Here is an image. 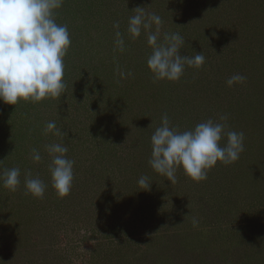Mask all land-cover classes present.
Returning <instances> with one entry per match:
<instances>
[{
    "label": "rangeland",
    "instance_id": "obj_1",
    "mask_svg": "<svg viewBox=\"0 0 264 264\" xmlns=\"http://www.w3.org/2000/svg\"><path fill=\"white\" fill-rule=\"evenodd\" d=\"M69 1L56 13L72 41L63 95L45 99L34 114L29 102L28 109L0 102L1 142L46 185L35 198L24 181L15 192L0 184V264H264V0H212L203 10L201 0ZM137 7L158 14L162 32L184 38L181 55L202 52L205 64L187 67L164 90L147 69L140 74L151 49L143 33L135 40L126 33ZM113 19L125 35L124 52L114 49ZM117 67L132 76L121 80ZM234 74L247 79L228 86ZM164 103L175 106L169 112ZM166 112L180 131L227 115L228 130L244 133V151L230 165L218 162L204 181L178 169L171 184L148 163L150 137ZM49 121L62 138L44 135ZM61 139L75 162L63 198L51 186L44 150ZM33 148L39 163L30 158ZM142 176L148 191L138 185Z\"/></svg>",
    "mask_w": 264,
    "mask_h": 264
},
{
    "label": "clouds",
    "instance_id": "obj_2",
    "mask_svg": "<svg viewBox=\"0 0 264 264\" xmlns=\"http://www.w3.org/2000/svg\"><path fill=\"white\" fill-rule=\"evenodd\" d=\"M63 3L64 0H0V102L13 106L20 102L39 103L59 99L65 92L64 58L72 41L68 26L56 22L57 10ZM134 12L128 18L126 33L132 40L142 33L146 36L151 49L146 66L154 81L177 82L186 66L199 69L205 64L202 52L194 56L180 54L184 38L176 32H162L163 21L158 14L145 12L144 7H137ZM113 29L114 49L124 52L125 35L118 21L113 23ZM116 72L121 80L132 76L130 71L119 67ZM246 79L242 74H234L226 83L232 86ZM227 119V115H222L219 122L209 119L180 131L164 113L160 126L150 137L151 169L171 184L177 182L178 169L192 181L201 182L218 162L224 165L236 162L244 151V133L228 130ZM43 132L59 138L65 135L55 121H49ZM225 137L226 143L221 145ZM44 150L50 157L51 186L60 198L66 197L72 188L75 163L66 155L68 147L61 139L46 144ZM30 158L39 163L42 160L39 149L33 148ZM20 177L19 167L0 170V182L11 192L17 191ZM138 185L148 191L151 183L147 176H142ZM24 187L26 194L35 198H43L46 189L44 181L30 172L24 176ZM192 223L194 227L198 225L195 218Z\"/></svg>",
    "mask_w": 264,
    "mask_h": 264
},
{
    "label": "trees",
    "instance_id": "obj_3",
    "mask_svg": "<svg viewBox=\"0 0 264 264\" xmlns=\"http://www.w3.org/2000/svg\"><path fill=\"white\" fill-rule=\"evenodd\" d=\"M72 1V0H71ZM73 1H76V0H73ZM182 1H186V0H182ZM195 0H189V3L191 4V2H194ZM203 1V2H202ZM108 2V1H107ZM198 4H199V2H197ZM221 3H222V1H221ZM69 4V5H68ZM202 4V5H201ZM199 5H201V7H202V10L205 8V9H207V8H209V7H212V5H213V2H212V0H206V1H204V0H201L200 1V4ZM67 7V6H71V2L69 1V3L67 2V3H63V7ZM109 7H111V5L108 3V7L106 6L105 8H104V12L106 13V15H109V13L107 12V9L109 10V11H111L110 10V8ZM192 8H193V6H192ZM194 9V8H193ZM68 11V10H67ZM63 13H65L66 12V10H64L63 9V11H62ZM67 13V12H66ZM66 13H65V15H66ZM71 13V12H70ZM59 15V13L57 14V16ZM76 15V13H74L73 14V16H75ZM59 18H61V16L59 17ZM73 19V18H72ZM110 19L109 18H107V22L109 21ZM115 20L113 19V21L112 22H114ZM74 22V21H73ZM77 28V27H76ZM76 47H78V46H76L75 45V48ZM85 48H86V50L87 49H89L90 48V45H87V46H85ZM78 48H76V50H77ZM69 51H72V49H69ZM88 52V51H87ZM77 54H79L78 52H76ZM70 53L68 52L67 53V55L65 56V58H64V61H66V62H68V60H69V58H68V55H69ZM73 55V54H72ZM76 55V54H75ZM141 66V65H140ZM67 68H68V66H67ZM146 69L148 70V68H144L143 70L142 69H139V72H140V74H141V71L143 72L144 71V73H146ZM186 70H188V68H187V66H186V68H185V72H186ZM148 73H149V76H150V71L148 70L147 71ZM153 80V79H152ZM157 83L159 84V85H161V87H162V89L164 90V89H166V86H168L167 84H169L168 83V81H157ZM143 85L142 84H140L139 86L138 85H136V87H137V91H139V94L141 95V87H142ZM146 86H148L149 87V85L148 84H146ZM170 86V85H169ZM154 88H156V90H157V95H159L158 94V88L159 87H157V86H155ZM156 95V96H157ZM160 96H164V95H160ZM146 97H148V98H146L148 101H149V99L150 98H152L153 96H152V94H151V92H147V94H146ZM171 98H172V96H170ZM145 98V97H144ZM177 98V97H176ZM236 99L237 98H233L232 100H230V102L229 103H231V102H235L236 101ZM23 103H25L24 104V108L25 109H28V102H23ZM30 103V107H32L33 108V111H32V113L34 114V113H37V112H39V111H41V109H40V106L43 104H45L44 103V100L43 101H41V102H39V103H31V102H29ZM175 104V103H174ZM174 104H171V103H164L162 106H160L161 108H163V107H167V109H168V111L169 112H171V110H172V108L175 106ZM169 106V107H168ZM44 107H46V106H43L42 107V109H44ZM23 108V107H22ZM176 108V107H175ZM182 108V107H181ZM182 110L184 111L185 109L184 108H182ZM176 111H177V109H176ZM167 113V112H166ZM52 118V117H51ZM52 119H54V117L52 118ZM20 124V123H19ZM20 131H21V133H22V137H23V139H25V136H23V134L25 135V134H27L28 133V131H26V124H24V123H21L20 124ZM35 129H37L36 128V126H35ZM1 140H3V138H0V144H1V151H0V170H2L6 165L9 167V169L10 168H12V167H21L22 165V163H24V162H22L21 164H19V161H20V159H19V155H18V153H16L15 152V157L16 158H11L10 156H11V152H12V150H8V144L9 143H7L8 142V140L7 139H5L3 142H1ZM27 141V140H26ZM36 141L38 142L39 141V139L37 140L36 139ZM5 143H7L6 144V146H5ZM24 143H25V141H24ZM9 161V162H7V163H3V161ZM26 161H27V159H26ZM44 165H42V167H43ZM24 167V166H23ZM41 167V168H42ZM20 170H21V177H20V179H21V182L22 181H24V176H25V174L26 173H28L30 170L31 171H33V172H31V173H33V175L35 174L34 173V169H33V166L32 165H29L27 168H20ZM43 169H40V172L42 171ZM74 176H75V174H74ZM0 184L2 185V182H0ZM0 197H1V195H0Z\"/></svg>",
    "mask_w": 264,
    "mask_h": 264
}]
</instances>
